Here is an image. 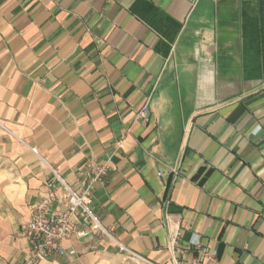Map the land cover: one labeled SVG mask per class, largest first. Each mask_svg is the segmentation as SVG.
Listing matches in <instances>:
<instances>
[{"label": "crops", "instance_id": "1", "mask_svg": "<svg viewBox=\"0 0 264 264\" xmlns=\"http://www.w3.org/2000/svg\"><path fill=\"white\" fill-rule=\"evenodd\" d=\"M0 122V264L31 258L43 159L110 164L119 244L78 227L35 264H264V0H0Z\"/></svg>", "mask_w": 264, "mask_h": 264}, {"label": "built area", "instance_id": "2", "mask_svg": "<svg viewBox=\"0 0 264 264\" xmlns=\"http://www.w3.org/2000/svg\"><path fill=\"white\" fill-rule=\"evenodd\" d=\"M150 99L148 96L144 105L138 112V118L150 121ZM8 133L13 132L3 125ZM34 152L36 150L32 148ZM47 165L50 176L45 182V193L39 201L29 205L30 219L23 227L32 253L26 264H35L43 258L56 255L61 250V242L69 238L76 230L78 235L88 232L97 237H106L118 243L113 234V228L105 226L95 212L94 185L103 181L111 166L110 164H97L91 162L81 167L78 172V185H71L62 173L43 159ZM199 245V243H196ZM128 257L136 264H155L151 260L124 248ZM206 255L214 254L203 249ZM173 264H180L175 261Z\"/></svg>", "mask_w": 264, "mask_h": 264}]
</instances>
